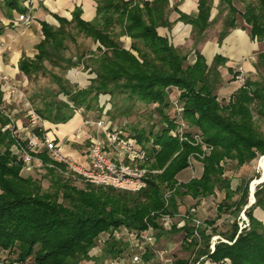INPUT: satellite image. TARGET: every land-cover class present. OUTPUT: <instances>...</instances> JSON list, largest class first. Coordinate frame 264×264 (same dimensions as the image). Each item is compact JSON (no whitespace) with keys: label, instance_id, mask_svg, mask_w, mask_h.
Returning <instances> with one entry per match:
<instances>
[{"label":"trees","instance_id":"1","mask_svg":"<svg viewBox=\"0 0 264 264\" xmlns=\"http://www.w3.org/2000/svg\"><path fill=\"white\" fill-rule=\"evenodd\" d=\"M213 1L200 0L195 16L181 13L180 19L193 26L197 42L204 39L212 24ZM220 4L229 9L219 33L221 43L231 30L241 25L233 0H221ZM169 13V0H102L94 21L83 20L78 10L72 21L62 19L58 29L43 25L45 37L37 47L38 54L33 59L25 57L21 63V69L29 77L45 72V60L59 64L56 56L60 57L58 54L65 48L67 28L74 27L99 45L96 51H90L85 65L95 75L90 84L76 90L62 86L61 93L67 100L44 102L42 107H35L38 113L53 123L67 122L78 109L101 113L102 94L111 96L110 103L117 95L127 94L128 99L153 104L160 115L159 127L154 126L149 132L136 128L129 135L123 130L122 133L137 140L150 157L144 166L156 172L148 174L146 188L132 192L91 183L79 187L72 182L76 180L73 177L45 166L54 190L44 191L41 179L35 176L36 170H24V161L15 148L18 141L24 145L27 141L13 135V129H4L10 119L0 109V261L83 264L97 258L92 251L99 246L100 237L105 239L102 254L122 257L128 244L115 239L114 230L126 227L145 231L151 226L158 237L184 232L183 247L191 255L195 253V257L192 263L191 257H176L173 264L198 261L204 264L206 260L264 264V223L255 216L257 208L264 210V182L258 184L255 202L246 210L250 226L239 233L237 217L249 204V181L234 188L225 165L230 161L241 167L264 156V134L257 128L254 117V110L264 116V82L248 77L229 101L222 103L217 90L224 83L220 67H226L227 59L218 54L208 64L205 56L196 51L189 60L168 37L158 32L160 26L171 27ZM239 13L248 26L251 24V37L264 40V0L248 2L246 10ZM121 36L131 38L130 48L122 44ZM258 60L264 64V52L258 54ZM77 64L71 62V66ZM229 72L234 73L231 68ZM239 74L234 73L232 80ZM175 100L182 111L172 104ZM113 107L107 115L116 125L119 116L124 119L131 113L130 107L124 110L117 103ZM180 120L191 128L185 132L188 138L199 133L213 147L204 158L196 159L202 173L183 182L177 175L190 168L191 155L203 150L201 145L181 141L172 134L173 130L178 131ZM33 131L43 134L39 128ZM38 155L46 164L54 162L47 149ZM255 178L253 183L260 180L259 175ZM167 190L173 191L168 203ZM217 192H224L225 197L218 205L217 216L206 219L200 229L202 245L197 250L199 240L188 241L193 233L190 223L168 232L159 222L162 213L179 212L183 197L200 201ZM238 193L240 196L235 199ZM229 214L235 217L231 226L219 229L218 220ZM216 234L231 243L220 241L211 253V238ZM153 255V251L145 252V261ZM202 257L205 259L201 260Z\"/></svg>","mask_w":264,"mask_h":264},{"label":"crops","instance_id":"2","mask_svg":"<svg viewBox=\"0 0 264 264\" xmlns=\"http://www.w3.org/2000/svg\"><path fill=\"white\" fill-rule=\"evenodd\" d=\"M101 1L0 0V109L3 115L10 119L9 124L13 123V135L25 139L29 132L33 130V127L28 125L25 115L27 110L26 104L19 95L7 94V87L3 77L11 79L16 85H25L28 76L21 69V63L25 57L33 59L38 54L37 47L45 37L43 25L48 24L53 29H58L62 24V19L72 21L78 10L81 12V18L83 20L94 21L97 16L98 4ZM199 2L200 0H169V21L172 25L171 27H158L159 34L168 37L177 48L186 45L190 41L189 38L192 35L193 26L180 19L181 13L191 16L197 15ZM216 2L217 0H215ZM213 9L210 20H213L218 14V10ZM23 13L32 16L33 23L31 25H24L18 21L20 14ZM120 41L126 48L131 47L132 40L130 37L121 36ZM98 45L99 43H97V47ZM259 50L260 42L251 37L250 28L241 25L239 28L231 30L222 44L219 42L218 36H206L200 43L199 49H194L192 53L195 54L196 51L202 53L208 64H212L215 56L218 54L227 59L226 67H220L224 77V83L220 87V91L222 94H226L227 89H232L233 91L230 93L232 95L242 84L239 83L237 78L232 80L234 75H231L233 73L229 72V68L234 73H240L237 76L238 78H248V75L255 70L254 56L257 55ZM83 75L81 74V78H83ZM107 100L106 98L104 108L107 107L108 111L111 103L107 102ZM88 115L79 112L74 113L73 117L65 123L45 121L47 130L52 131L58 138L61 151L82 162L87 160L89 150H80L72 145L75 144L74 142L83 143L86 140L85 136L82 137V130L86 127H82V125L84 118ZM106 116L112 121L110 116ZM196 169L199 174L202 173V167H196ZM191 174L192 172L185 177L190 179L193 177ZM185 198L188 200L187 203H198L191 196H185ZM201 202L203 201L200 200L199 203ZM185 208L186 205H182L180 211H185ZM97 251H103V249H94L92 253L97 258L87 261V264H99L101 254H98ZM207 264L214 263L208 260Z\"/></svg>","mask_w":264,"mask_h":264},{"label":"built area","instance_id":"3","mask_svg":"<svg viewBox=\"0 0 264 264\" xmlns=\"http://www.w3.org/2000/svg\"><path fill=\"white\" fill-rule=\"evenodd\" d=\"M20 23L24 25H31L33 18L27 13L20 14ZM7 87V94L15 95L21 89L14 84L11 79L3 77ZM178 111H182V107L177 100L174 101ZM77 112H82L78 109ZM30 123L33 129L39 128L43 131L42 135L31 130L25 139L27 144L24 145L18 141L15 145L17 152L20 153L24 161L25 171L41 170L45 166H49L57 170L64 176H71L76 180L84 183H91L94 185L112 186L115 188L128 190L132 192H139L147 187V177L151 171L144 166L150 157L147 152L141 147L137 140L133 137H126L122 133L121 128L109 120L107 115V107L103 112H96L94 116L88 115L84 118L82 127H96L97 133L91 137V147L88 151L87 160L82 162L74 159L71 156L64 154L60 149L59 140L56 135L44 128L45 121L38 113L36 108L30 107L28 111ZM13 123L5 126L4 129L13 128ZM189 131L186 123L180 120L178 131L173 130L174 136H179L180 140H189L194 145H201L203 152H196L189 158L191 168H193L194 161L197 158H204L213 147L203 141L199 133H194L193 138L190 139L185 135ZM47 149L49 156L54 162L46 164L44 160L38 155L39 151ZM264 158V156H263ZM259 184V183H257ZM252 191V189H251ZM172 190H167L165 199L167 203L172 195ZM255 190L252 191L249 204L239 213L237 221L239 224V233L244 229L249 228L250 218L247 215V208L255 202ZM253 198V199H252ZM205 199H202L204 201ZM197 205V206H196ZM200 206L198 204L192 205L185 211H180L177 214L162 213L159 217L161 225L165 231H171L175 226L180 228L190 223L193 233L188 238L192 241L193 238L199 240L196 250L202 245V238L200 229L204 227L205 220L200 214ZM229 217V215H227ZM110 236V234H106ZM113 236L117 240L125 241L128 246L126 254L119 257H106L102 264H173V260L168 258V249L159 250L157 248L159 238L153 227H149L145 231L129 230L126 227L115 229ZM220 241L229 242L220 234L213 235L210 243V251L213 253L216 249V244ZM99 245H103L105 239L100 237ZM101 248L96 247L94 249ZM93 249V250H94ZM153 251V258L145 261L144 253ZM102 251H100V254ZM99 254V253H98ZM195 257V253L191 256V263ZM205 259L202 257L201 260ZM0 264H20L17 261H0ZM195 264H200V261ZM214 264H230L228 261H222Z\"/></svg>","mask_w":264,"mask_h":264},{"label":"rangeland","instance_id":"4","mask_svg":"<svg viewBox=\"0 0 264 264\" xmlns=\"http://www.w3.org/2000/svg\"><path fill=\"white\" fill-rule=\"evenodd\" d=\"M253 0H233V6L237 9L236 17L238 19V23L240 25L248 26L247 22L244 20V18L240 15L239 12H244L246 10L248 2ZM221 0H217L215 3V0L213 1V10H218V14L214 17L212 21L211 26L208 28L206 36H218L220 31L223 29L224 25V19L226 15L228 14V8L225 7V5L220 4ZM223 10V13L220 14V11ZM249 28L251 27L248 26ZM239 28V27H238ZM67 38L64 41V49L60 52V57L56 56L59 60V64L54 65L49 60L44 61V67L45 72L42 70L37 75L28 76L26 78L25 85H17L21 91L23 92L16 93L15 95H19V97L23 100V102L26 104L27 110L25 112L28 125L30 126V117L28 114V111L30 107L35 108L36 106L42 107L44 105V102H51V101H66L67 97L61 93L62 86H66L67 88L76 90L78 88H85L90 84V80L95 75L90 72V69L86 68L87 60L90 56V51H96L97 50V43L94 42L93 39L86 38L84 34L79 33L74 27L67 28ZM190 41L186 43V45H183L182 47H178L179 51H181L183 54L188 56V59L191 60L192 58V51L194 49H199L200 43L202 41L197 42L193 34L189 38ZM224 41V40H223ZM222 41V42H223ZM259 41V40H258ZM221 42V44H222ZM260 42V50L258 51L257 55L254 56V67L255 70L251 72L248 77L252 81H262L264 82V64H260L258 61V54L261 52H264V40L259 41ZM71 62L78 63L77 65L71 66ZM240 68V66H239ZM238 68V69H239ZM238 73V72H237ZM81 74L83 75V78H81ZM231 75H234L231 74ZM237 80H239L240 84H243L245 81L244 77H237ZM222 86V85H221ZM220 86V87H221ZM218 88L217 94L219 96V99L222 101V103H227L229 101V98L231 96L230 93H232V89H227L226 94L221 93V88ZM228 87V86H227ZM179 94V93H178ZM106 98L108 99L107 102H111V96L102 94L100 96V105L101 107H105L104 103L106 101ZM172 100V99H171ZM117 103L118 106L124 110L127 108H131V113L127 115L124 119L123 116H119L118 120L120 121L117 125L123 130L126 135H129L134 129H143L147 132H149L152 127H156L158 116H160L153 104H146L142 101L138 100H131L127 98V94H119L117 95L114 102L110 104V108L113 107V104ZM174 104V103H172ZM173 107V105H172ZM174 108V107H173ZM172 108V109H173ZM108 109V110H109ZM114 110V107L112 108ZM175 109V108H174ZM82 112L85 115H91L94 116L96 112L86 111L81 109ZM174 112V111H173ZM24 113V112H23ZM75 113H78L77 111ZM175 113V112H174ZM173 113V114H174ZM254 117L256 121V126L264 134V116L259 113L258 110H254ZM159 127V125H157ZM46 128V123L44 126ZM83 129V128H82ZM81 129V130H82ZM157 129V128H156ZM191 129L190 127L188 128ZM97 133L96 127H86L82 130V137L85 136L86 140L83 143L74 142L75 144L72 146H75L79 148L80 150L88 151L91 147V137L95 136ZM148 146H152V143L147 144ZM264 159L263 156H260L258 159L253 161L251 164L245 165V166H238L235 162L228 161L226 165L227 174L231 176L232 178V184L235 188L239 183H244L249 181V200L251 197V189L256 191V188L258 186L257 183L264 182ZM197 168L201 167V164L194 161L193 168L186 169L182 172H180L177 175V178L179 181H188L189 178L185 177L186 175L191 174V176L196 177L199 176V172H197ZM149 168V167H148ZM259 175L260 180L256 181V176ZM35 176L39 177L41 179V183L43 186L44 191H52L54 190V187L52 185V179L50 177V174L47 170L44 168L41 170L35 171ZM253 179V180H252ZM72 182L79 186V187H85V183L79 180H72ZM255 195V194H254ZM240 194H236L235 199L239 198ZM225 193L224 192H217L215 195L210 196L206 198L203 202L199 203H187L188 200H186L185 197L180 199V207L183 205H186V210L195 204H198L200 206V216L203 219H212L217 216V209L219 203L224 199ZM197 206V205H196ZM255 216L264 223V210L261 208H257L255 210ZM234 216H231L229 214V217L226 215L223 216V218L219 219L217 222L218 228L222 230H226L231 226L232 220L234 219ZM161 223V221L159 220ZM184 232L179 233H165L163 236L158 237L159 242L157 245V248L159 250L162 249H168V255L167 257L174 260L176 257H191V253L184 249L183 247V240H184ZM103 245H99L102 249ZM97 253H100V251H97ZM127 252H125L126 254ZM124 255V254H123ZM101 259L99 261V264H102V261L106 258V255L104 253L100 255ZM208 260L204 262V264H207ZM83 264H87V261Z\"/></svg>","mask_w":264,"mask_h":264},{"label":"bare ground","instance_id":"5","mask_svg":"<svg viewBox=\"0 0 264 264\" xmlns=\"http://www.w3.org/2000/svg\"><path fill=\"white\" fill-rule=\"evenodd\" d=\"M63 132V131H62ZM264 159V158H263ZM264 164V163H263ZM253 191V190H252ZM253 199V198H252Z\"/></svg>","mask_w":264,"mask_h":264}]
</instances>
